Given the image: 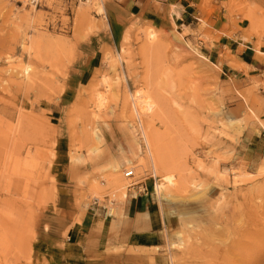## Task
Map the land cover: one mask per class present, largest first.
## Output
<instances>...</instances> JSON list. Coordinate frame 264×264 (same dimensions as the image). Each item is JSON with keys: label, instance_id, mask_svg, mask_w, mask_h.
I'll return each mask as SVG.
<instances>
[{"label": "rangeland", "instance_id": "1", "mask_svg": "<svg viewBox=\"0 0 264 264\" xmlns=\"http://www.w3.org/2000/svg\"><path fill=\"white\" fill-rule=\"evenodd\" d=\"M106 3L0 0V117L10 113L3 119L14 135L0 157V264H45L35 237L56 197L57 147L78 201L96 199L105 217L111 209L113 229L129 182L162 184L154 197L170 203V219L159 245L140 249L157 255L147 264H264V143L252 164V146L241 143L244 130L264 123L260 84L226 79L199 44L203 23L182 32L130 19L107 44ZM150 27L181 38L185 57L175 47L176 56L146 50ZM141 92L151 95L149 111Z\"/></svg>", "mask_w": 264, "mask_h": 264}, {"label": "crops", "instance_id": "2", "mask_svg": "<svg viewBox=\"0 0 264 264\" xmlns=\"http://www.w3.org/2000/svg\"><path fill=\"white\" fill-rule=\"evenodd\" d=\"M240 5L243 8H238ZM105 15L109 45L130 19L174 25L182 32L203 23L205 41L199 40V44L222 66L223 75L232 85L260 84L257 96L262 103L255 108L264 112V0H107ZM260 120L264 122V114ZM241 137L246 148L252 146L247 158L251 164L256 163L259 144L264 143V123L250 126ZM64 155V149L57 147L56 197L39 221L35 237L38 260L45 264H109L118 257L128 264L155 261L157 255L140 249L159 245L170 219V203L164 199L158 202L153 187H148L145 179H137L127 189L123 220L113 229L98 201L89 205L78 201L79 192L65 169H58ZM141 188L143 193L135 197L131 194ZM110 247L124 251L115 256L107 252ZM127 248L139 250L128 252Z\"/></svg>", "mask_w": 264, "mask_h": 264}, {"label": "bare ground", "instance_id": "3", "mask_svg": "<svg viewBox=\"0 0 264 264\" xmlns=\"http://www.w3.org/2000/svg\"><path fill=\"white\" fill-rule=\"evenodd\" d=\"M257 7V6H256ZM250 9V8H249ZM255 9V8H254ZM258 11H259V9H258V7L256 8ZM253 10V9H252ZM100 11H103L102 10V8L100 9ZM249 11V10H248ZM251 12V11H250ZM255 12V11H254ZM253 12V13H254ZM254 14H256V13H254ZM251 15V14H250ZM253 16V15H252ZM148 29V28H147ZM145 35H146V38H147V40H148V42L146 43V44H144V48L146 49V50H151L152 52L153 51H155V53H159V55L160 54H171L172 56H176L177 54L180 56H182V57H185L184 55L185 54H183V52H182V46H183V43L184 42H182V40H181V38H179L178 36L177 37H170L169 35H167V34H163V33H161V32H156V29H154V28H152L151 29V27H150V30L148 29V30H146L145 32ZM187 45V44H186ZM172 47H175V50H177V51H181V53H177V51H174L173 50V48ZM161 48V49H160ZM157 49V50H156ZM184 50H185V47H184ZM186 52V51H185ZM177 53V54H176ZM188 54V53H187ZM186 54V55H187ZM191 56V55H190ZM179 60V59H178ZM27 69H29L28 67H27ZM28 71V70H27ZM26 71L24 70V73H25ZM27 73V72H26ZM26 75V74H25ZM28 75V74H27ZM136 91H139V90H136ZM142 91V90H141ZM140 92V91H139ZM137 93V92H136ZM148 93V92H147ZM147 93L145 94V92H141V93H139L138 94V96L139 95H141L140 96V102H141V104H143L144 106H145V108L149 111V110H151L152 109V101H151V99H150V96L151 95H147ZM132 98V97H131ZM137 99V101H139L138 100V98H136ZM132 100H134V99H132ZM127 101V100H126ZM139 102V103H140ZM132 104H134V107H135V101H133V103ZM130 106V105H129ZM143 108V107H142ZM136 109V108H135ZM146 109H145V111H146ZM140 110H142L141 108H140ZM144 110V109H143ZM137 111H139V110H137ZM144 111V112H145ZM148 111H147V113H148ZM140 112H142L143 113V111H140ZM9 113V112H8ZM5 110H2L1 111V114L3 115L2 117H0V157L2 156V157H4V158H6L7 157V155H9L10 154V151H12L11 150V148H10V140L11 139H13V133L9 130V127H8V124L5 122V120L3 119V117L5 118L6 116H7V114H8ZM138 113V112H137ZM10 114V113H9ZM140 114V113H139ZM140 116V115H139ZM138 116V117H139ZM5 119H7V118H5ZM140 120V119H139ZM141 120H143V119H141ZM232 120H234V119H232ZM11 121V120H10ZM235 121V120H234ZM141 122V121H140ZM142 123V122H141ZM261 124V123H260ZM139 125V124H138ZM146 128V127H145ZM143 133H145L144 131H142ZM148 133V132H147ZM144 138H145V143H146V146H147V149H148V151H149V154H150V156L151 155H153V153H155L156 152V147H155V145H154V142H153V139H152V137H146L145 135H144ZM153 160V159H152ZM160 161V160H159ZM158 161V162H159ZM153 162V161H152ZM156 164V163H155ZM157 165H158V163H157ZM162 166V165H161ZM164 182H167V183H169L170 185H172L173 184V179H174V176L173 175H171V174H169V175H164L162 178H161ZM162 184H156L155 185V193H156V195H160L161 194V192H162ZM125 196V195H124ZM107 214V216H112L113 215V213H112V210L111 209H109L108 210V212L106 213ZM223 214V213H222ZM246 232V231H245ZM258 232V231H257ZM257 232H256V234H257ZM249 234V233H248ZM236 239V238H235ZM238 240V239H237ZM235 241V240H234ZM236 243V242H235ZM239 245V244H238ZM242 245V244H241ZM234 247H236L235 245H234ZM239 247V246H238ZM238 252V251H237ZM252 258V257H251ZM253 261V260H252Z\"/></svg>", "mask_w": 264, "mask_h": 264}, {"label": "built area", "instance_id": "4", "mask_svg": "<svg viewBox=\"0 0 264 264\" xmlns=\"http://www.w3.org/2000/svg\"><path fill=\"white\" fill-rule=\"evenodd\" d=\"M41 1L42 0H27V5L29 6H37V5H40V3H41ZM124 176L125 177H127V178H130V177H132L133 176V170L132 169H129V170H125L124 171ZM155 183L153 184V192H155ZM132 186H134V182L133 181H131V182H129L128 183V185H127V189L128 188H130V187H132ZM145 190H144V188H141V189H138L137 191H135L134 193L132 192L131 194L135 197V196H137V194L138 193H143ZM97 200L96 199H94V202H96Z\"/></svg>", "mask_w": 264, "mask_h": 264}]
</instances>
